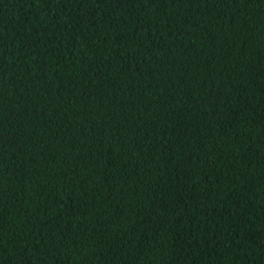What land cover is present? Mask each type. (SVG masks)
<instances>
[{"label": "trees", "instance_id": "16d2710c", "mask_svg": "<svg viewBox=\"0 0 264 264\" xmlns=\"http://www.w3.org/2000/svg\"><path fill=\"white\" fill-rule=\"evenodd\" d=\"M0 264H264V0H0Z\"/></svg>", "mask_w": 264, "mask_h": 264}]
</instances>
